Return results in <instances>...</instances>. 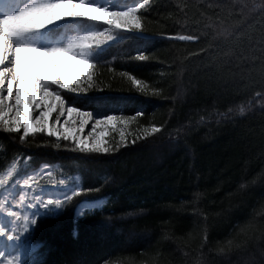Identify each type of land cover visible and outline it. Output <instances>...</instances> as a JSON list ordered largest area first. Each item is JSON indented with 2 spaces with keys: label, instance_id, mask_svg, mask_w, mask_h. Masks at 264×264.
Instances as JSON below:
<instances>
[{
  "label": "trees",
  "instance_id": "obj_1",
  "mask_svg": "<svg viewBox=\"0 0 264 264\" xmlns=\"http://www.w3.org/2000/svg\"><path fill=\"white\" fill-rule=\"evenodd\" d=\"M96 2L125 7L138 0ZM150 4L146 33L119 34L92 51L95 86L87 95L99 98V110L144 111L139 125H128L130 140L145 120L165 130L107 155L39 132L21 143L20 134L0 130V200L11 202L19 191L63 200L76 186L103 185L42 215L25 244L0 238V250L19 248L34 264H264V0ZM73 23L68 35L103 31L99 22ZM63 32L62 21L52 36ZM138 53L152 59L139 61ZM128 74L149 88L160 84L163 94L141 93ZM66 100L98 108L72 93ZM14 155L16 173L6 177ZM34 172L41 191L23 184ZM4 222L10 218L0 212ZM249 223L255 229L238 237L246 243L220 251Z\"/></svg>",
  "mask_w": 264,
  "mask_h": 264
},
{
  "label": "snow or ice",
  "instance_id": "obj_2",
  "mask_svg": "<svg viewBox=\"0 0 264 264\" xmlns=\"http://www.w3.org/2000/svg\"><path fill=\"white\" fill-rule=\"evenodd\" d=\"M19 2L0 0V130H4L10 138H13L12 134H20L16 138L21 143L32 133H46L56 141L70 142L82 153L104 155L165 130V124L145 120V126L138 128L139 134L134 132L130 140L128 125L133 122L139 125L145 116L144 111L117 115L99 110L103 108L99 98L87 95L95 86L92 70L97 64L91 58L92 51L113 41L119 34L146 33L147 16L150 15L148 10L152 7L150 0H138L125 7H112L96 0H27L12 11ZM79 20L99 22L103 31L68 35L76 25L73 22ZM62 21L64 32L54 39L52 33ZM65 40L67 43H64ZM135 58L139 61L152 59L145 53H138ZM130 79L141 93H150L151 96L163 94L160 84L149 88L135 75H130ZM67 93L86 103L97 104V110L85 109L72 100H66ZM243 111L241 109L242 114ZM115 132L119 133L118 139ZM55 147L60 148V143H55ZM64 147L67 149L70 145L65 144ZM16 169L14 155L6 177H13ZM51 178L49 173L47 179ZM4 183L5 180L0 178V185ZM23 184L29 191H41L40 173L27 175ZM102 188L103 185L97 188L76 186L69 190L70 195L68 192L63 194V200H44L35 192L29 197L26 191L20 197L22 211L13 210L10 201L0 200V212L7 213L10 218V222L0 223V238L6 244L13 242L14 245H23L36 230L42 215H55L57 209H63L74 198L88 196ZM29 199L31 205L27 203ZM29 207L34 209L30 215L25 214ZM254 229L251 223L245 225L236 237L220 247V251L246 243L245 239L238 237H247ZM32 251L35 250H30L29 254ZM0 264L34 262L26 260L23 252L17 248L12 253L0 250Z\"/></svg>",
  "mask_w": 264,
  "mask_h": 264
},
{
  "label": "rangeland",
  "instance_id": "obj_3",
  "mask_svg": "<svg viewBox=\"0 0 264 264\" xmlns=\"http://www.w3.org/2000/svg\"><path fill=\"white\" fill-rule=\"evenodd\" d=\"M20 191L17 192V193H13L11 195V206H12V209L15 210V211H20V195H19Z\"/></svg>",
  "mask_w": 264,
  "mask_h": 264
}]
</instances>
